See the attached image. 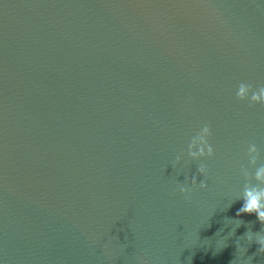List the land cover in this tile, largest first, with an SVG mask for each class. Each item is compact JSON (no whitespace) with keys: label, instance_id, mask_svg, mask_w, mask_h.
I'll use <instances>...</instances> for the list:
<instances>
[{"label":"water","instance_id":"1","mask_svg":"<svg viewBox=\"0 0 264 264\" xmlns=\"http://www.w3.org/2000/svg\"><path fill=\"white\" fill-rule=\"evenodd\" d=\"M241 82L264 86V0H0V264H264Z\"/></svg>","mask_w":264,"mask_h":264},{"label":"clouds","instance_id":"2","mask_svg":"<svg viewBox=\"0 0 264 264\" xmlns=\"http://www.w3.org/2000/svg\"><path fill=\"white\" fill-rule=\"evenodd\" d=\"M236 99L239 101L247 100L249 105L256 103L264 105V86H259L254 89L252 84L241 82L237 87ZM210 135V126L204 124L187 145V155L189 158L197 160L203 157L211 158L214 155V150L208 142V137ZM245 155L248 159V166H241L240 168L244 183L237 198V200H241L243 203L236 211L235 216L240 217L242 214L255 215L256 221L261 225L260 230L253 232L251 227H248L243 237L249 246L253 243L258 246L256 253L264 254V163H258L260 151L254 143H248ZM180 158V155H177L175 163H178ZM250 168L254 169V171H250ZM197 173L204 176L205 179L200 180L198 183L197 176L193 175L190 180V187L186 184L178 185L179 191L184 195L185 199H190L194 188L199 187L200 189H204L207 187V166L203 163L199 164ZM253 181H255V183H253ZM251 223L252 222H245L240 219L239 226L241 224L251 225ZM236 250L247 251V249H241L238 243H236ZM229 264H233V262L230 261Z\"/></svg>","mask_w":264,"mask_h":264}]
</instances>
